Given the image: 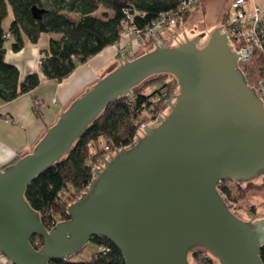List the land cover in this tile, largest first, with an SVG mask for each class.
Segmentation results:
<instances>
[{"label":"water","instance_id":"1","mask_svg":"<svg viewBox=\"0 0 264 264\" xmlns=\"http://www.w3.org/2000/svg\"><path fill=\"white\" fill-rule=\"evenodd\" d=\"M43 9L32 7L34 18ZM227 10L213 0L183 31L118 58L57 115L32 145L0 166V252L13 264L71 256L93 235L108 237L125 264H195L201 248L214 264H264V208L249 215L241 198L264 194V100L247 81L223 29ZM132 56V55H131ZM172 74L177 93L128 144L102 155L92 179L67 204L69 217L46 228L26 186L60 160L117 97L155 73ZM97 163V162H96ZM229 178L244 195L226 199ZM42 243L34 247L31 236Z\"/></svg>","mask_w":264,"mask_h":264},{"label":"trees","instance_id":"2","mask_svg":"<svg viewBox=\"0 0 264 264\" xmlns=\"http://www.w3.org/2000/svg\"><path fill=\"white\" fill-rule=\"evenodd\" d=\"M189 1L0 0V100L8 101L30 91L43 77L53 80L66 77L78 63L120 39L128 14L133 17L138 28H143L159 14L178 11L183 3ZM193 1L179 12L181 17L178 25L183 24L194 5L201 4L203 0ZM33 6L44 10L40 18L33 17ZM8 8L11 9L12 19L8 31H5L3 22ZM41 32L55 33L57 36L50 37L47 48L40 51L39 71L33 70L20 78L19 69L5 60L6 38L11 35V47L18 50L24 44V35L35 42ZM240 66L250 85L264 78V56L257 49H252L249 58L241 62ZM170 75L177 88L175 77ZM145 87L109 102L79 134L62 158L39 172L26 186L25 199L38 211L46 228L69 217L67 204L75 200L88 185L93 167L100 164L98 161H102V155L113 152L115 147L128 145L142 121L158 112L159 101L176 94L175 91H169L168 82H161L160 86L147 92ZM155 110L157 112L154 113ZM228 179L218 181L217 187L230 200V188L224 183ZM254 209L251 214H254ZM90 240L96 246L89 259L74 260L72 255L62 256L49 259L48 264H125L121 252L108 237L93 235ZM30 241L34 247H39L42 237L35 234ZM190 253L196 264H214L201 248L190 250ZM259 255L264 262V243L259 248ZM0 264L13 263L6 261Z\"/></svg>","mask_w":264,"mask_h":264},{"label":"crops","instance_id":"3","mask_svg":"<svg viewBox=\"0 0 264 264\" xmlns=\"http://www.w3.org/2000/svg\"><path fill=\"white\" fill-rule=\"evenodd\" d=\"M247 2L264 9V0H247ZM3 27L8 31L9 26L7 27L5 22ZM52 36L57 34L41 32L38 39L31 42L24 35V44L18 50L12 49L11 42H5V60L19 69L20 78L33 70L39 71L40 51L47 48L49 38ZM6 39L13 41L11 35ZM116 60V45H107L84 62L78 63L61 80L43 77L41 82L30 91L8 101L0 100V166L12 161L25 150H31L32 145L54 122L75 94L83 90L85 84L101 77L107 67ZM35 98H40L43 102L36 106L33 103Z\"/></svg>","mask_w":264,"mask_h":264},{"label":"built area","instance_id":"4","mask_svg":"<svg viewBox=\"0 0 264 264\" xmlns=\"http://www.w3.org/2000/svg\"><path fill=\"white\" fill-rule=\"evenodd\" d=\"M193 2L190 0L188 3H183L178 11L159 14L143 28H138L134 24L133 17L128 14V19L124 22L123 33L120 39L114 43L117 59L133 58L147 43L156 44L157 41H163L170 35L176 34L174 31L169 36H165L160 33V30L166 27L176 28L181 17L179 12L187 7V4ZM245 5H249L247 0H231L230 9L227 10L223 25L227 38L233 44L238 55L240 54L238 56L239 64L249 58L252 49H257L264 56V9L256 4H251L248 8ZM253 86L264 100V78L257 80ZM42 102L40 98H35L33 101L36 106ZM160 111L158 110L155 114L156 117ZM6 261L10 260L0 252V262Z\"/></svg>","mask_w":264,"mask_h":264},{"label":"rangeland","instance_id":"5","mask_svg":"<svg viewBox=\"0 0 264 264\" xmlns=\"http://www.w3.org/2000/svg\"><path fill=\"white\" fill-rule=\"evenodd\" d=\"M212 1L213 0H203L201 2V4L194 5V7L191 9V13H190V16L188 17V19L193 18L198 13L199 10H201V16L203 17V15H205V5L208 4V3H210V2H212ZM222 1L225 4V9L226 10L230 9L231 0H222ZM249 6H250V4L249 5H245L246 8H248ZM9 9H8V12L10 14H8L6 16V18L4 19V22L7 25V27L9 26L10 21L12 19L11 18L12 17V14H11L12 12H11V9L10 10ZM178 28L180 29V31H183V24L181 23V25H178L176 27V29H178ZM176 29L174 27H166V28L161 29L160 30V33L162 35L169 36L171 33H173L174 31H176ZM6 42L7 43H10L12 41L6 39ZM161 82H168V88H170L169 91H172V92L175 91V93H177V88L174 86V84H175L174 82L175 81L173 80V77L170 74H168V73H163V74L159 73V74H155V75L152 74L149 77H146L144 80H142L140 83H138L133 88L132 92L135 89L144 88L145 86L147 87V88L145 87V89H144L146 92L147 91H151L153 89V87L160 86L161 85ZM149 85H151V86H149ZM171 97L173 98V95H171ZM165 103H167L166 102V98L164 100H160L159 101V103H158L159 110L162 111L164 109V107L166 106ZM145 110H148V109H145ZM155 112H157V111L155 110L154 113ZM153 119L155 120L156 119V116L147 117L146 120H144L142 122L145 124L148 121L153 120ZM141 125L139 127H141ZM98 162H100V164H101L102 161L99 160ZM224 183H226L228 185V187L230 188V192H231L230 193V197H231L230 200L231 201L237 202V197H242L244 195V192H243V190H242V188H241V186H240L239 183H235L234 181H231L230 179L226 180ZM241 200H243L244 202H246L248 204L250 217L252 215L255 216L256 215V212H258L259 210H261V209L264 208V194L263 193H247V194H245L241 198ZM252 208H255L254 209V214H251ZM95 246H96V244L93 241L89 240L84 245V247H82L81 250H79L78 252H76L75 254H73L71 256L72 259H74V260H78V259L79 260H87V259H89L90 256H91L92 251L95 249ZM190 256L192 257L191 253H190ZM195 264H196V262H195Z\"/></svg>","mask_w":264,"mask_h":264},{"label":"flooded vegetation","instance_id":"6","mask_svg":"<svg viewBox=\"0 0 264 264\" xmlns=\"http://www.w3.org/2000/svg\"><path fill=\"white\" fill-rule=\"evenodd\" d=\"M167 103H165V105H166ZM152 121H154V119L152 120Z\"/></svg>","mask_w":264,"mask_h":264}]
</instances>
